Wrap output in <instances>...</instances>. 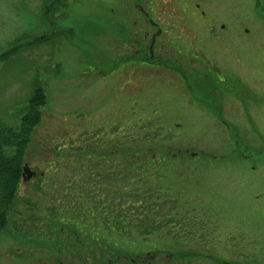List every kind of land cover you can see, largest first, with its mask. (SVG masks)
<instances>
[{"label": "rangeland", "instance_id": "374dc122", "mask_svg": "<svg viewBox=\"0 0 264 264\" xmlns=\"http://www.w3.org/2000/svg\"><path fill=\"white\" fill-rule=\"evenodd\" d=\"M205 1L212 29L174 0H0V126L20 127L37 86L47 97L27 135L0 264H264V180L244 171L235 151L252 153L245 136L216 123L211 100L215 83L264 92V53H238L229 35L240 27L247 51L264 38V15L253 0ZM217 31L223 41L208 38ZM191 51L223 79L205 76ZM262 108L250 103L264 128ZM123 160L143 167L131 178L144 183L159 230L121 233L94 209L85 222L50 187L75 184L79 164L100 163L105 178ZM18 211L35 216V235L14 229Z\"/></svg>", "mask_w": 264, "mask_h": 264}, {"label": "trees", "instance_id": "16d2710c", "mask_svg": "<svg viewBox=\"0 0 264 264\" xmlns=\"http://www.w3.org/2000/svg\"><path fill=\"white\" fill-rule=\"evenodd\" d=\"M55 1L57 5H62L64 2V0ZM46 98L44 89L37 86L29 98L27 113L22 116L20 127L15 129L8 125L0 126V233L9 223L10 213L17 208L23 180L27 135L31 128L40 121L42 115L40 108L46 103ZM6 147L8 148L5 149ZM9 148L10 154L8 153ZM123 156L125 158L127 154ZM92 162L89 166L77 165L75 184L69 185L67 181H62L57 183L59 185L50 186L56 190V193H62L60 202L66 211L72 213L76 218H79L78 215H80L84 221L87 220L88 209L102 212L100 223L106 226L112 225L121 233L129 234L134 227L142 233L146 230L150 233L151 230L161 228V226L159 227L161 218L152 216L153 210L149 200L146 199L144 183L131 178L136 173L141 175L144 171L143 167H141L142 170H137L127 165L128 161L123 160L118 174L111 175V172L108 171L104 178V173L97 170L101 164L96 161ZM38 176L40 177L39 173ZM104 181L109 185L107 186ZM41 188V184H37V190H41ZM82 214L84 215L81 216ZM17 215L18 218L13 221L14 229L31 236L35 235L34 229H31L37 225L35 216L26 219L19 211ZM95 222L100 224L97 220ZM157 226L158 228H156ZM28 227L30 228L27 229ZM45 236L46 233L42 231L40 238L44 239Z\"/></svg>", "mask_w": 264, "mask_h": 264}, {"label": "flooded vegetation", "instance_id": "af4514ba", "mask_svg": "<svg viewBox=\"0 0 264 264\" xmlns=\"http://www.w3.org/2000/svg\"><path fill=\"white\" fill-rule=\"evenodd\" d=\"M180 3L182 5V8H185L188 10V12L194 13L196 11L197 14H194L195 16L192 18L189 13H187V16H189L190 21L200 24L201 18H207L206 22H208L207 26L208 28L212 29L213 26L210 24L211 22L216 23L217 21H214L213 18L210 17V14L207 12V9H203V6L207 4V1L205 0H197L196 2H192V0H174V4ZM253 6L256 8V10L261 14L264 15V0H253L252 2ZM151 21L155 24L156 21L152 17ZM205 21V20H204ZM162 30L163 27L161 23L157 24ZM200 28V26L198 25ZM224 29V26L220 27ZM221 32V31H219ZM214 36H209L208 38L217 39L223 41L224 36L217 35V32H214ZM229 35L231 37H234L236 39H239L237 41L238 49L240 50L238 53L244 52L248 54H262L264 53V38L257 40V44H253L254 46L250 49H247L245 51L243 45L249 46L250 43L247 39V36L241 32V28L239 27L237 30H233ZM261 36V33H260ZM209 39V40H211ZM178 47V46H177ZM178 54H183L181 52H178ZM189 54V53H186ZM193 59H196L197 61H200L203 65L206 66L207 72L204 74L205 76L209 75L210 70H213V66H211L209 60L204 54L202 56H195L194 51H191ZM145 63H151V62H145ZM142 65V64H141ZM221 69V68H220ZM209 71V72H208ZM211 72V73H212ZM213 75L216 78H222V73L219 74L218 72H213ZM217 86L214 87V98H212V104L215 108L214 118L216 123L223 122L225 125L229 123H233L236 125L237 130L239 132V135L242 137V133L245 136V143L247 147L251 150L252 153L249 154H243L241 153V149H238L236 147L235 155H238L240 160L247 164V167L244 168V171L251 175L252 177L258 178L259 180H264V160L263 163L258 160L256 155L258 157H262L261 154H264V128L260 125V123L256 122L252 117V112L250 109V103H252V107L254 108V111L257 115H260L259 111H262V106L264 103V97L261 95L263 94V90L260 88H254L253 86H241L239 88L235 86H229L225 83H215ZM212 97V96H211ZM214 100V101H213ZM219 112V114H217ZM222 116L223 118H219ZM245 120L246 125H243L239 123V120ZM264 124V121L261 122ZM227 128V125H226ZM247 134H246V132ZM239 135H237L239 137ZM236 140V139H235ZM237 141V140H236ZM239 146V144H238ZM241 155H239V154ZM257 158V160H256ZM262 161V158H260ZM243 164H239V169L242 170ZM37 174V173H35ZM264 192V189H263ZM258 200L262 199L264 201V193L256 196ZM135 258H132L134 260Z\"/></svg>", "mask_w": 264, "mask_h": 264}, {"label": "water", "instance_id": "95a60500", "mask_svg": "<svg viewBox=\"0 0 264 264\" xmlns=\"http://www.w3.org/2000/svg\"><path fill=\"white\" fill-rule=\"evenodd\" d=\"M24 169H25V171H27V170H28V168H27V167H25Z\"/></svg>", "mask_w": 264, "mask_h": 264}]
</instances>
